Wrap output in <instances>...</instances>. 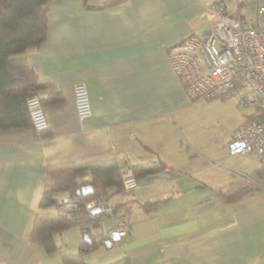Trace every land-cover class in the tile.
Listing matches in <instances>:
<instances>
[{
    "label": "crops",
    "instance_id": "1",
    "mask_svg": "<svg viewBox=\"0 0 264 264\" xmlns=\"http://www.w3.org/2000/svg\"><path fill=\"white\" fill-rule=\"evenodd\" d=\"M239 2L233 10L221 4L235 14ZM211 5L127 0L88 11L82 0L47 4V38L25 56L40 80L62 90L65 102L45 107L47 135L0 130V264H64V255L78 253L79 228L57 235L59 250L52 255L30 242L35 217L57 212L39 206L47 167L119 158L134 165L161 161L168 169L110 199L129 233L112 248L86 254L89 264L126 257L131 264H264L258 157L227 150L250 113L232 99L189 100L168 60L169 48L193 34L191 22ZM77 84L86 85L93 111L84 122L76 115ZM248 183L262 190L236 203L216 192ZM104 217L107 235L118 218Z\"/></svg>",
    "mask_w": 264,
    "mask_h": 264
},
{
    "label": "trees",
    "instance_id": "2",
    "mask_svg": "<svg viewBox=\"0 0 264 264\" xmlns=\"http://www.w3.org/2000/svg\"><path fill=\"white\" fill-rule=\"evenodd\" d=\"M50 1L52 0H0V130L26 128L35 132L27 106L28 99L33 96L41 99L44 108L65 102L62 90L50 82L40 80L25 56L29 49L40 46L47 38V4ZM82 1L88 11H103L127 0ZM239 3L237 12L240 13L241 6L245 3ZM214 4L224 6L221 2ZM237 12L235 15H239ZM44 90L48 91L45 98L40 96V92ZM47 130L35 133L44 136L48 134ZM167 169L161 161L134 165L124 158L48 166L47 182L39 206L41 209L55 207L57 212L38 214L35 217L30 242L52 255L59 250L57 235L72 228H79L83 235L79 252L64 255L62 261L64 264H89L85 255L105 247L104 242L108 237L103 230L106 217H90L86 204L91 201L109 202L115 194L124 193L123 182L128 177L141 179ZM87 174L89 180L86 182L83 177ZM85 183L93 184V194H77V190ZM261 190L260 187L248 183L227 192L222 189H217L216 192L228 203H236ZM62 191L71 192L76 208L65 210L57 204L55 196ZM117 209L118 207H114V212ZM85 235H89L90 242L85 241ZM112 264H131V259L126 257ZM158 264L167 262L161 261Z\"/></svg>",
    "mask_w": 264,
    "mask_h": 264
},
{
    "label": "built area",
    "instance_id": "3",
    "mask_svg": "<svg viewBox=\"0 0 264 264\" xmlns=\"http://www.w3.org/2000/svg\"><path fill=\"white\" fill-rule=\"evenodd\" d=\"M252 11V16L246 19L224 6L213 4L205 8L191 22L193 34L169 48L168 60L189 100L232 99L239 107L252 109L249 115L252 117H247L235 130L227 150L230 156L256 155L264 180V0H257ZM74 102L80 122L92 117L85 84L74 86ZM27 106L35 132L48 129L41 99L29 98ZM138 184L137 179L128 177L123 189L130 192ZM55 200L65 210L76 208L70 191L58 193ZM86 210L92 218L106 215L118 218L116 226L107 232L113 245L128 235L129 224L123 212H114L110 202L91 201Z\"/></svg>",
    "mask_w": 264,
    "mask_h": 264
},
{
    "label": "rangeland",
    "instance_id": "4",
    "mask_svg": "<svg viewBox=\"0 0 264 264\" xmlns=\"http://www.w3.org/2000/svg\"><path fill=\"white\" fill-rule=\"evenodd\" d=\"M237 1L238 0H203V2L206 4V3H208V4H214V3H216V2H221V3H224V5H226L227 6V8L229 9V10H233V9H235V7H236V4H237ZM257 0H240V2L241 3H245L246 5H244V6H241L242 8L240 9L241 11H240V14L241 15H243V16H245L246 17V19H249L251 16H252V14H253V11H252V8H253V4L256 2ZM249 5V6H248ZM239 108H241V107H239ZM241 111H245V109L244 108H242V109H240ZM247 112L248 113H250V114H252V109H247ZM244 114V113H243ZM62 192H64V191H62ZM59 193H61V192H59ZM56 196H57V194H56ZM109 224V222L108 221H106L105 223H104V226H103V229L105 230V228L107 227V225ZM79 231V230H78Z\"/></svg>",
    "mask_w": 264,
    "mask_h": 264
},
{
    "label": "water",
    "instance_id": "5",
    "mask_svg": "<svg viewBox=\"0 0 264 264\" xmlns=\"http://www.w3.org/2000/svg\"><path fill=\"white\" fill-rule=\"evenodd\" d=\"M94 193V186L92 183H85L82 187H80L77 190V194L83 195V196H88ZM85 241L90 242V237L89 235H85L84 237ZM105 246L107 248H112L113 244L107 239L104 242Z\"/></svg>",
    "mask_w": 264,
    "mask_h": 264
}]
</instances>
